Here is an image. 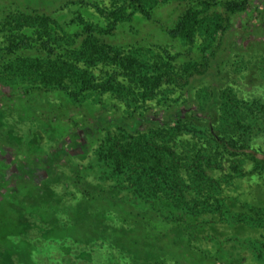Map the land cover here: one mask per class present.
Masks as SVG:
<instances>
[{
    "label": "rangeland",
    "instance_id": "rangeland-1",
    "mask_svg": "<svg viewBox=\"0 0 264 264\" xmlns=\"http://www.w3.org/2000/svg\"><path fill=\"white\" fill-rule=\"evenodd\" d=\"M63 1L0 0V264H264V0Z\"/></svg>",
    "mask_w": 264,
    "mask_h": 264
},
{
    "label": "trees",
    "instance_id": "trees-1",
    "mask_svg": "<svg viewBox=\"0 0 264 264\" xmlns=\"http://www.w3.org/2000/svg\"><path fill=\"white\" fill-rule=\"evenodd\" d=\"M79 1H83V0H79ZM15 0H10V4L7 5V7L3 8V15L1 16V18H3L1 20V23L6 21L7 23H11L12 22V15H13V9H15L16 7L15 5ZM74 2H78L76 0H64L62 5L57 6L55 9V12L57 13V11H62V10H69L70 6L74 3ZM224 7L229 11L235 12V11H240V10H244L247 8V6L249 5V0H226L224 1ZM26 9V8H25ZM22 9L23 11H21V14L27 15L28 18L30 19H34L35 21H39V22H53L54 20H56L55 15L53 14H49V13H45L42 12V10L40 8H33L31 11ZM141 11H143L144 13L147 14V11L145 9H141ZM183 21L180 22V25L178 27V29H173L171 30V32H173V34H178L183 30ZM21 46L26 44V41L23 39L20 43ZM10 52H16L14 49H8ZM36 51L44 56H48L51 57L54 55L55 52V47L52 45V43L49 40L43 39L39 45L36 46ZM158 80H161V78H159ZM83 84L84 87H86L87 85H90V81L87 78H81L79 81V85ZM168 148V147H167ZM171 149V150H170ZM168 148V150H170L171 154H174V150L172 148ZM155 169L157 170V173L155 174L154 178L155 179H160L161 176H163L164 174V169L162 167V164L157 165L155 167Z\"/></svg>",
    "mask_w": 264,
    "mask_h": 264
}]
</instances>
